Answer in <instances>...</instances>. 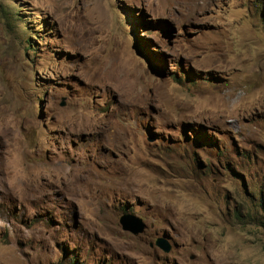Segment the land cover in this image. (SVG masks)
<instances>
[{
	"label": "rangeland",
	"instance_id": "1",
	"mask_svg": "<svg viewBox=\"0 0 264 264\" xmlns=\"http://www.w3.org/2000/svg\"><path fill=\"white\" fill-rule=\"evenodd\" d=\"M260 221L264 0H0V264H264Z\"/></svg>",
	"mask_w": 264,
	"mask_h": 264
},
{
	"label": "water",
	"instance_id": "2",
	"mask_svg": "<svg viewBox=\"0 0 264 264\" xmlns=\"http://www.w3.org/2000/svg\"><path fill=\"white\" fill-rule=\"evenodd\" d=\"M135 223L137 225H134V220L128 214H124L120 217V224L122 226V229L130 231L134 235L142 232L145 228V224L140 219H137ZM164 239L165 238L163 237L158 238L155 244L163 251L167 252L170 250V245L166 243Z\"/></svg>",
	"mask_w": 264,
	"mask_h": 264
},
{
	"label": "trees",
	"instance_id": "3",
	"mask_svg": "<svg viewBox=\"0 0 264 264\" xmlns=\"http://www.w3.org/2000/svg\"><path fill=\"white\" fill-rule=\"evenodd\" d=\"M260 223H261V226H263V227H264V221H260Z\"/></svg>",
	"mask_w": 264,
	"mask_h": 264
}]
</instances>
